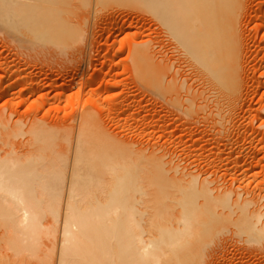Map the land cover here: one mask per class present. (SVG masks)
I'll list each match as a JSON object with an SVG mask.
<instances>
[{"label":"bare ground","instance_id":"1","mask_svg":"<svg viewBox=\"0 0 264 264\" xmlns=\"http://www.w3.org/2000/svg\"><path fill=\"white\" fill-rule=\"evenodd\" d=\"M95 1L153 12L192 70L181 74L174 59L162 64L150 46L142 45L132 56L140 81H145L141 73L158 90L168 81L166 94L186 114L206 119L217 111L220 133L228 139L240 135L234 128L238 107L248 103L250 80L260 81L248 70L253 51L245 28L253 0H0V31L42 53H55L51 69L61 78L57 67L94 51L90 25L80 19ZM116 30L106 37L107 51L115 50L110 43L115 34L128 31L125 25ZM20 74L9 75L19 78L28 95L20 104L11 99L10 116L7 108L0 109V264H245L243 255L225 256L223 234L231 225L264 245V193L243 185L245 175L234 173L254 157L239 153L219 183L218 173L233 156H217L206 171L197 172L182 164L194 157L190 164L202 168L197 147L179 156L117 140L101 118L115 102L103 106L94 94L98 110L85 108L73 127L34 117L25 130L21 118L11 119L19 105L43 87L64 96L71 85L57 80L41 86L37 76ZM259 84L264 92V83ZM101 85L106 90L98 94L112 88L111 82ZM3 90L0 78V99ZM18 91L12 87L8 95ZM82 98L83 93L78 101ZM119 99L127 103L128 98ZM48 104L49 99L38 103L39 109ZM252 110L244 106L241 112ZM27 134V140L21 138Z\"/></svg>","mask_w":264,"mask_h":264},{"label":"rangeland","instance_id":"2","mask_svg":"<svg viewBox=\"0 0 264 264\" xmlns=\"http://www.w3.org/2000/svg\"><path fill=\"white\" fill-rule=\"evenodd\" d=\"M249 9L251 12L245 30L248 45L253 52L249 57L251 64L248 70L251 75L255 73L254 78L260 81L250 80L248 103L244 102V106H251L253 110L244 114L241 112L244 107H241L242 103L238 107L239 116L235 119L237 124L234 127L236 133L240 132V135L236 134L237 137L228 139L224 133H220L224 129L222 124L218 123L217 111L207 115L206 119L186 114V109L166 94L168 81L164 83V87L159 82L160 90L141 73L145 81H140L132 56L135 49L142 45L150 46L162 64L172 62L171 59H174L175 68L179 69L181 74H188L192 69L189 67L187 55L177 49L153 12L137 7L118 8L112 2L95 1L89 9L82 11L83 17L80 20L90 25L95 48L92 54L89 51L74 56L67 60L64 66L57 67L62 74L61 78L58 74L52 73L51 69L53 63L50 60L52 56H56L55 53H42L32 45L21 43L15 35L10 36L0 31V78L4 83L0 109L7 108L5 112L10 116L8 113L13 109L11 99L20 104L22 98L28 95L19 78L9 75L12 71H20L21 76L26 74L37 76L41 86L57 80H60V84L67 82L71 87L64 96L55 88L43 87L33 94L28 102L19 105L17 115L11 119L21 118L26 122L25 130L34 117L46 119L55 127H73L78 123L85 108L98 110L93 103L94 97L91 96L94 94L101 98L103 106L115 102L111 106L110 114L102 113L101 118L110 134L117 140L134 143L136 148L141 146L148 148L149 151L153 149L159 151L162 148L163 152L179 156L185 155L183 151H193L197 147L199 150L195 152V157L200 160L201 169L197 168L198 163L190 164L194 157L182 161L184 166L196 169L197 172L206 171L207 163H213L217 156H233L218 173L217 177L221 178L218 179L219 183H223L222 175L226 170L231 168L233 170L235 158L239 157V153L243 158L254 157V161L248 162L250 166L238 168L234 173L238 178L245 175L243 185L251 183V189L258 187L257 192L264 193V128L260 126L264 121V117L263 120L260 117L264 111V92L259 84L264 83V76L261 75L264 73V55L260 53L264 47V0H253ZM260 10L262 16H258ZM74 21L78 22V18L75 17ZM122 25H125L128 31L115 34L110 41L115 44V50L107 51L106 37L116 33V29ZM107 61L113 62V65L104 67L103 63ZM89 66L91 68L88 70ZM108 72L112 77L105 75ZM76 76L78 78L74 81L73 78ZM98 76V82L87 85L91 78L98 79ZM106 82H111V90L98 94V91L106 90L101 85ZM12 87L19 91L14 96H9L8 90ZM164 88L165 90H161ZM81 93L83 98L78 101V95ZM121 96L128 98L127 103L121 102L119 99ZM46 99H49L50 104L40 110L38 103ZM213 103L216 105L215 95L210 101L211 106ZM28 136L29 134L21 138L27 140ZM218 148L224 152L219 153ZM243 164L244 162H241L240 165ZM223 235L226 239L225 256L229 260H232L233 254H237L239 257L244 256L245 264H264L263 244L254 242L255 239L241 232L236 225H231Z\"/></svg>","mask_w":264,"mask_h":264}]
</instances>
